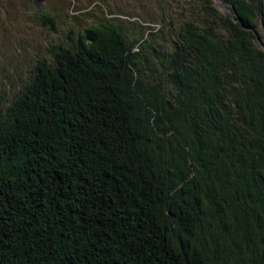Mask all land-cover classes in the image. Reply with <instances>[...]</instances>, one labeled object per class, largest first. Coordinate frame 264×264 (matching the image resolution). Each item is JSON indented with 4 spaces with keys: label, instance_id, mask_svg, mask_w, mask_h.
<instances>
[{
    "label": "trees",
    "instance_id": "1",
    "mask_svg": "<svg viewBox=\"0 0 264 264\" xmlns=\"http://www.w3.org/2000/svg\"><path fill=\"white\" fill-rule=\"evenodd\" d=\"M221 1L224 33L145 67L109 16L36 60L0 114V264H264V5Z\"/></svg>",
    "mask_w": 264,
    "mask_h": 264
},
{
    "label": "rangeland",
    "instance_id": "2",
    "mask_svg": "<svg viewBox=\"0 0 264 264\" xmlns=\"http://www.w3.org/2000/svg\"><path fill=\"white\" fill-rule=\"evenodd\" d=\"M36 13H49L57 27L42 26ZM104 16L118 19L128 44L142 51L144 67L147 59L153 62L154 50L170 49L185 23L204 26L213 21L222 34L223 20L234 18L231 6L221 0H0V114L29 86L38 58L51 65L52 45L65 44L69 32H80ZM258 17L254 34L264 50V28Z\"/></svg>",
    "mask_w": 264,
    "mask_h": 264
}]
</instances>
